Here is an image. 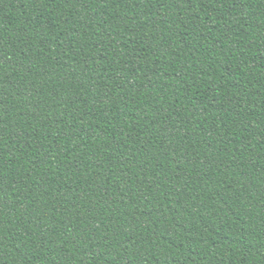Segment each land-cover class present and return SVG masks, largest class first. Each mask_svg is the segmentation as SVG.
I'll return each mask as SVG.
<instances>
[{
    "label": "trees",
    "instance_id": "1",
    "mask_svg": "<svg viewBox=\"0 0 264 264\" xmlns=\"http://www.w3.org/2000/svg\"><path fill=\"white\" fill-rule=\"evenodd\" d=\"M0 264H264V0H0Z\"/></svg>",
    "mask_w": 264,
    "mask_h": 264
}]
</instances>
